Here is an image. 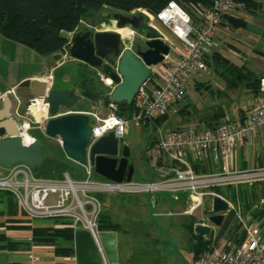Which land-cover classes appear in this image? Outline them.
<instances>
[{"label": "built area", "instance_id": "obj_1", "mask_svg": "<svg viewBox=\"0 0 264 264\" xmlns=\"http://www.w3.org/2000/svg\"><path fill=\"white\" fill-rule=\"evenodd\" d=\"M250 1L256 0H215L209 9L195 11L194 17L175 2L168 3L152 19L167 29L180 46L151 68L149 79L133 98L134 111L129 118L120 117L117 113L104 119L93 116L95 122L91 125L90 145L109 133H113L119 141L129 123L151 125L155 137L145 156L151 162L160 163L157 180L135 183L131 179L116 183L102 178L103 181H95L94 172L89 166L84 167L83 180H75L67 173L61 178H43L36 176L32 168L18 164L3 169L0 192L10 194L19 213L32 224L34 221H65L69 223V228L81 226L95 236L103 209L95 195L167 193L172 195L174 201L184 197L187 209L183 213L165 214L176 216L191 214L204 205L206 198L212 205V199L218 196L214 192L216 188L264 185V167L245 170L232 168L235 149L251 145L256 133L264 132V71L258 80V93L243 110L242 117L223 120L213 128L156 124L186 101L187 86L195 76L207 71L206 59L216 47V35L225 24V18L240 19L239 15ZM47 82L50 88L51 81ZM7 95H11V118L19 125L22 142L25 145L36 143L35 137L30 134L33 122L21 112L20 99L13 90ZM37 98L46 102L45 97ZM204 160L214 165L221 162L223 170L196 172L193 163ZM210 227L213 244L192 264H264V228L258 230L259 226H246L243 237L233 244L224 239L216 241L220 228L213 231L214 226ZM8 236L14 240L31 241L30 235L20 237L8 233ZM29 260L30 264H42L38 255H29Z\"/></svg>", "mask_w": 264, "mask_h": 264}, {"label": "rangeland", "instance_id": "obj_2", "mask_svg": "<svg viewBox=\"0 0 264 264\" xmlns=\"http://www.w3.org/2000/svg\"><path fill=\"white\" fill-rule=\"evenodd\" d=\"M256 1L258 2V9L250 12L244 11L239 15L241 16L239 21L243 22V27L232 30L231 26H229L228 31L225 29V27H222L225 29L223 33H220V27L216 35V40L218 38L216 44L217 46L211 54L217 57V59H215L216 61H226L227 64L233 65L230 66L231 68L234 67L232 71H235V73L232 74V80H221L218 73H220L222 69L220 68L217 71V67L214 65V63H211V59L207 57L209 60H207V71L201 72L195 76L193 82L187 86V101L194 108L193 112H195L191 114L192 120L195 119L196 115L200 117L204 114V112L210 111L218 113L220 109L225 114L224 117L220 118V121L235 120L244 114L243 110L247 108L248 104L255 97L254 93L247 88L248 77L246 75L250 74L251 79H255L261 76L262 72L264 71V0ZM108 11L110 10L89 14L80 21L76 29L92 24L97 31L118 32L116 30L117 28L115 23L112 20L105 18ZM138 11L142 10L133 11L132 14H136ZM149 16L150 26L156 28L160 33L165 34L169 41H171L172 39L169 36L171 33L167 29L160 26L159 23H157L154 19H152L153 16ZM233 20L237 21L238 19ZM125 29L127 31L129 30V33L122 35L125 46H129V49H132L136 45L143 46L144 38L137 35L128 27ZM72 33L73 32H64V35L70 39ZM171 42L174 43L175 41L173 42L172 40ZM166 43L169 45L168 42ZM174 44H176V47L180 46L178 45L179 42H175ZM15 45L19 48L6 49L8 56L11 53V58L15 60L11 76L9 75L8 65L3 64L0 67L2 73L0 80L6 85L12 83L18 74H34L37 72H43V63H51L48 58L37 55L34 51L28 49L27 47L17 43H15ZM170 50V52H173L175 48L172 47ZM50 65L48 66L49 68ZM225 74L228 76V73L225 72ZM47 76H50V73ZM52 79L55 86L56 84H59L60 87H65L67 89L74 88V91L79 97L78 103L73 108L69 109L68 111L60 110V114H65L67 112L86 114L90 117V123L92 125L95 122V118L93 116H96L99 119H104L110 114L118 113L121 110L117 107V105L113 106L110 103H105L103 100V98L109 97L113 86H108L105 84V77L102 74L96 72L90 67H85L84 64L78 61L64 60V63L60 64L53 71ZM88 80L94 81L96 88L95 93L102 96L96 102L82 97L80 90L77 89L78 87H74V84L78 86L82 82L88 83ZM196 81L201 84V88H198L199 86L197 85L198 83ZM1 102L2 100L0 99V107ZM185 103L186 101L182 104V107L185 105ZM21 112H24L32 120L33 128L30 134L35 137L36 142L41 144V146L46 151L43 161L44 164L42 166L47 167L50 161H57L59 153H61L63 157L67 159L60 147V139L48 138L44 133L45 124L47 121L46 118L49 117L47 113L46 102L43 103L42 99L39 98L24 100L23 105L21 106ZM260 135L262 134L260 133ZM154 137L155 133L151 125H135L133 123H129L125 127L123 138L119 140L120 148L122 145H126L130 150L129 161L134 168L132 181L135 183L148 182L150 176L153 175L150 162L146 158L145 152ZM253 144H255V147L253 148L255 149L253 152L254 157L259 158L261 153L264 156V140H261L259 143L258 139L253 140ZM251 147L252 146L249 145V149ZM64 167L66 168V166ZM255 167L256 166L253 168ZM67 168L68 170L66 169V172H61L59 170H56L55 172V170H52L50 171L51 174L48 176H52L53 178L55 176H63V174L67 173L75 180L84 179V172L80 169H77L74 166L72 167L71 164L68 165ZM0 172H3L2 168H0ZM37 174H40V172H37ZM93 180L103 181V179L95 173L93 174ZM219 195L222 196V198L226 200L229 205L230 210L225 212L226 217L230 213H234L233 221L229 227V230L224 234L223 241L231 242L233 244L238 243V241L243 237L246 226H259L260 229L258 230H263L264 185L256 184L252 186L241 185L238 187H225L219 192L218 196ZM0 196L3 195L0 194ZM95 196L99 199L100 203H103L108 198L123 197L125 203L128 204H123V207H121L122 213H124L127 208L129 209L128 206L133 205V210H135L138 214V216H135L134 218L136 220H140L142 224L145 223L151 226V237L157 239V245H155L156 247H153L149 241L148 243L150 246H148L146 249L143 245H141V249L144 251L146 250L147 253L161 256L158 257L157 264H191L190 246L188 245L186 231H184V228L182 227V224L186 223L187 218L179 216H165V214L168 212H176V206L178 207V204L170 201L167 204V209H161L158 207L154 208V206L151 204L152 196L149 194H99ZM5 198L6 197H1L0 202L2 201V203H4L6 201ZM165 199L168 200V198ZM208 201L209 199L206 198V206H204L203 210L205 211L203 220L205 223L208 222L206 216H211L213 214L211 212L210 206L208 205ZM129 210V214L131 215L133 210L131 208ZM128 218L130 219L129 216ZM124 222L127 223L129 220ZM33 223L34 224L26 221L19 213L18 209L16 217L9 218L6 214L3 204L0 203V226H2L0 228V233L8 232L9 234H17L18 236L22 237L24 235L31 234L29 231L31 227H48L59 230L70 229L69 223L65 221H34ZM29 224H31V226ZM214 228L215 229L213 231H216L217 227ZM136 232L138 234L140 233L141 235L143 234V230H141V228L136 230ZM62 244L66 245L67 243L65 241L63 243H59V245ZM54 247H56V242ZM24 257L25 256L21 257V259ZM17 259H19V257L4 255V257H1L0 264H12L13 261Z\"/></svg>", "mask_w": 264, "mask_h": 264}, {"label": "water", "instance_id": "obj_3", "mask_svg": "<svg viewBox=\"0 0 264 264\" xmlns=\"http://www.w3.org/2000/svg\"><path fill=\"white\" fill-rule=\"evenodd\" d=\"M106 19L115 22L117 29L130 28L144 38L143 49L125 48L120 35L111 31H96L92 24L76 29L70 36L69 45L63 53L52 55L55 62L75 60L102 74L112 83L109 103L131 105L135 94L150 77L151 68L160 64L170 52L162 33L150 26L145 11L127 14L110 10ZM65 53V56H64ZM47 81L25 80L16 90L23 99L45 97L49 119L44 133L48 138H59L65 157L81 167L89 166L93 172L105 180L116 183L129 182L134 168L130 163L128 146L119 147L113 133L96 140L90 145L91 120L83 113L67 112L79 101L74 90L48 88ZM0 109V168L10 169L15 165L28 168L41 166L46 152L37 143L25 145L19 135V125L11 118V98L2 97ZM229 210L228 204L220 197L212 199L213 213L207 218L210 226L220 228ZM197 224L194 233L200 237L208 236L211 227Z\"/></svg>", "mask_w": 264, "mask_h": 264}, {"label": "trees", "instance_id": "obj_4", "mask_svg": "<svg viewBox=\"0 0 264 264\" xmlns=\"http://www.w3.org/2000/svg\"><path fill=\"white\" fill-rule=\"evenodd\" d=\"M214 1L215 0H0V35L6 40L27 47L39 56L50 57L56 53L64 52V49L69 45V39L64 35V32H74L80 21L89 14L100 13L104 10L121 11L130 14L133 11L142 10L155 17L168 5V3L175 2L194 17L195 11L209 9ZM256 9H258L256 1H250L247 3L245 11L250 12L255 11ZM229 26H231V29L233 30L243 27V22L239 21V19L234 21L232 18H225V24L223 27L227 28L228 31ZM208 57L211 59V63H214L217 67V71L220 68L222 69L221 72L218 73L221 80H232V74L235 73V71H232L234 67H230L233 66L232 64H227L226 61H216L215 59H217V57L213 54ZM207 60L208 58L206 59L208 66L209 60ZM84 66L87 67L86 65ZM225 72L228 73L229 77ZM246 76L248 77L247 88L254 93V96H256L258 93L259 78L251 79L250 74H247ZM74 87H78L77 89L80 90L82 97L93 102H96L102 97L95 93L96 88L93 80H88V83L82 82L78 86L74 84ZM53 88L74 90V88L67 89L65 87H60L59 84H56V86L54 85ZM103 100L105 103H109V97L103 98ZM117 107L121 109L117 115L123 118H129L134 111L133 104L126 105L125 103H122L118 104ZM222 117L223 115L214 116L212 119L205 122L204 127H215L221 122L220 118ZM165 120L166 118H163L157 121L156 124L162 125ZM0 136H3L2 131H0ZM36 143L44 149L41 144L38 142ZM68 161L69 160L65 159L63 155L59 153L57 161H50L47 167H43L42 165L44 163L42 162L40 167L33 168L32 170L38 177L52 178V176H48L51 174L50 171L55 170L56 172V170H59L61 172H66L68 170ZM64 166H66V168ZM37 172H40L41 175L37 174ZM61 177L62 176H55L53 178ZM222 189L223 188H216L214 189V192L218 195ZM0 194L3 195L0 196V199L1 197H6V201L4 203L1 201L0 203L3 204L7 216L9 218L16 217L17 205L13 197L8 193L0 192ZM233 216L234 213H230L224 219L217 233L216 241L222 238L229 230L233 221ZM97 222L98 228H102L101 214L99 215ZM193 224L194 222L192 220L185 226L190 233L193 231ZM1 227L2 226H0V228ZM104 227L108 229L117 228L116 225L107 223L104 224ZM29 231L31 232V241L29 242L15 241L7 236L6 233H0V250L15 252L19 250H28L31 246L54 247L56 242V247H54L55 254H72L68 249L73 238L71 229L59 230L48 227H31ZM192 240L194 241V245L192 247L193 253L191 264L198 256L209 251L213 244L211 238L206 239L194 234H192ZM59 241L62 243L65 241L67 244L59 245Z\"/></svg>", "mask_w": 264, "mask_h": 264}, {"label": "crops", "instance_id": "obj_5", "mask_svg": "<svg viewBox=\"0 0 264 264\" xmlns=\"http://www.w3.org/2000/svg\"><path fill=\"white\" fill-rule=\"evenodd\" d=\"M258 4V2L256 1ZM221 26L220 33H223L225 29ZM97 31V30H96ZM102 32V31H101ZM164 41L169 43V46L172 48H178L176 47L175 42L178 43L176 38L173 35H169L174 43L169 41V39L165 36V34H162ZM218 41V38L216 42ZM179 45V44H178ZM15 46V47H14ZM217 46V45H216ZM129 47V46H126ZM13 49V48H19L16 47L15 43L12 41L4 39L0 35V67L4 65H8L9 75L11 76L13 72V64L15 63V60L11 58V53L8 56V52H6V49ZM50 60L49 62L43 63V72H37L34 74H18L14 81L9 84H3L0 80V95H6L9 91H14L16 95V90H18L19 85L25 81H51V88L54 87V82L52 79L53 71L58 67L60 64L64 63V60L55 62L52 59V56L46 57ZM50 65V68L48 67ZM1 69V68H0ZM50 76H47L49 75ZM1 70H0V79H1ZM260 77V76H259ZM258 77V78H259ZM197 82V81H196ZM198 83V82H197ZM106 85H110L111 83L109 81H106ZM198 88H201V84H197ZM187 95V94H186ZM17 96V95H16ZM1 97V100H2ZM21 104L23 105L24 100L29 99H23L19 96H17ZM3 101L1 102L2 107ZM21 105V106H22ZM0 107V109H1ZM194 111V108L189 104L187 101L186 96V103L185 105L182 104L177 106L175 110L171 112V114L166 118V120L162 123L166 127H187V126H195L202 128L205 126V122L212 119L214 116H220L225 114L220 109L218 113H214L212 111L210 112H204L203 115L198 117L196 115L195 119H191ZM240 116V115H239ZM239 118V117H238ZM185 125V126H184ZM260 133L262 135H260ZM258 139V143L261 142V140H264V133L258 131L254 137V140ZM251 148L249 149V146L246 147H237L234 151V156L232 158V168L234 170H245V169H253L254 166L257 167H264V156L261 153L258 157H254L253 152L255 149V144H251ZM69 160V159H68ZM150 162V167L153 175L150 176L149 181L157 180L158 179V165L160 163L156 162ZM72 165V167H76L77 169H80L85 173L86 169L84 167L79 166L78 164L74 163L73 161L69 160L68 165ZM194 169L198 173H213V172H221L223 170L222 163L219 162L218 164L214 165L209 160H204L201 162H194L193 163ZM2 172H0L1 174ZM151 204L154 206V208H164L166 207L168 202H174L178 204V207L176 206V212L174 213H183L187 209V203L184 197H180L179 201H174L172 195L167 193H158L154 196L151 195ZM165 198H168L165 199ZM167 200V201H166ZM209 202V201H208ZM104 203V204H103ZM102 203V212H101V218H102V228H98L97 233L95 236H93L89 231L84 229L81 226L71 227L73 233V238L70 246L68 249L71 251V255H61V254H55V248L48 247V246H32L28 250H19L15 252H7L0 250V263H1V257L5 256H15L19 257V259L13 261L12 264H30L29 255H38L40 256L41 263L42 264H157L158 257L157 255H152L141 249V245L145 247V249L150 246V244L153 247H156L157 245V239L154 237H151L150 229L151 226L147 224H142L140 220H136L134 217L138 216L137 212L133 210V205L128 206L129 209L131 208L133 210L132 214L130 215V210L127 208L124 213H122L123 204L127 205L125 201L123 200V197H112L106 199ZM210 206V209H212V205L209 202L208 204ZM204 206H206V202L202 207L197 208L194 210L191 214H185V215H176L179 217H186L187 221L186 223L182 224V227L184 228V231H186V237L188 240V245L190 246L191 251V258L190 263L192 259V247L194 245V241L192 240V234L196 235L194 233V230L192 233H190L187 228L185 227L190 221L193 220V229L194 226L197 224H204L209 225L208 222H203L205 211ZM136 207V206H135ZM209 209V210H210ZM172 213V212H171ZM196 214V215H195ZM225 215V213H224ZM130 217V219L128 218ZM209 216H206L208 218ZM138 218V217H136ZM226 218V215H225ZM129 220V222L125 223L124 221ZM112 224L116 225L117 228H105L104 224ZM152 224V223H151ZM39 226V225H36ZM143 230V234H138L136 230L140 229ZM27 233V232H26ZM8 236V232L6 233ZM28 236V235H24ZM198 236V235H196ZM200 237V236H199ZM224 237V236H223ZM222 238L219 240L221 241ZM206 239H213L214 236L212 233H210L208 236L202 237ZM150 242V244L148 243ZM57 249V248H56ZM149 252V251H148ZM25 256L21 259V257Z\"/></svg>", "mask_w": 264, "mask_h": 264}, {"label": "bare ground", "instance_id": "obj_6", "mask_svg": "<svg viewBox=\"0 0 264 264\" xmlns=\"http://www.w3.org/2000/svg\"><path fill=\"white\" fill-rule=\"evenodd\" d=\"M149 16V15H148ZM150 17V16H149ZM118 32H115V33H118L119 35H120V38H121V41H122V43H123V45H124V41H123V39H122V35L124 34V35H126L127 33H129L125 28L124 29H116ZM125 46V45H124ZM126 47V46H125ZM126 48H128V47H126ZM106 81H109L110 83H111V81L109 80V79H105L104 80V82L106 83ZM111 85V84H110ZM109 86V85H108Z\"/></svg>", "mask_w": 264, "mask_h": 264}, {"label": "flooded vegetation", "instance_id": "obj_7", "mask_svg": "<svg viewBox=\"0 0 264 264\" xmlns=\"http://www.w3.org/2000/svg\"><path fill=\"white\" fill-rule=\"evenodd\" d=\"M114 22V21H113ZM115 23V22H114ZM138 48H142L143 49V46L142 45H136L135 47H133L132 49L133 50H136V49H138ZM107 80V79H106Z\"/></svg>", "mask_w": 264, "mask_h": 264}]
</instances>
